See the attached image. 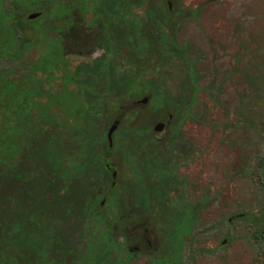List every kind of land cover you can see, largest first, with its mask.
Masks as SVG:
<instances>
[{
  "label": "rangeland",
  "instance_id": "obj_1",
  "mask_svg": "<svg viewBox=\"0 0 264 264\" xmlns=\"http://www.w3.org/2000/svg\"><path fill=\"white\" fill-rule=\"evenodd\" d=\"M59 2L54 31L31 12L25 58L0 59L18 76L61 58L41 78L66 157L29 171L52 234L27 264H264V228L227 220L264 210V0ZM99 197L109 230L87 254Z\"/></svg>",
  "mask_w": 264,
  "mask_h": 264
},
{
  "label": "trees",
  "instance_id": "obj_2",
  "mask_svg": "<svg viewBox=\"0 0 264 264\" xmlns=\"http://www.w3.org/2000/svg\"><path fill=\"white\" fill-rule=\"evenodd\" d=\"M64 9L59 0H0V59L20 62L25 58L35 37L33 23L37 22L27 21V15L45 11L38 21L54 31L51 12ZM47 56L31 64L24 75L0 69V264H27L22 254H36L37 246L48 244L47 237L52 234L50 227L39 222L33 201L40 178L29 172L36 170L34 163H42L45 170L54 168L52 174L57 175L66 157L61 146L65 140L62 116L54 111L65 103L47 92L41 78L50 68L60 70L61 58ZM54 123L58 127H52ZM102 199L99 197L92 208L87 254L96 252L95 237L100 230H109L110 216L100 211Z\"/></svg>",
  "mask_w": 264,
  "mask_h": 264
},
{
  "label": "flooded vegetation",
  "instance_id": "obj_3",
  "mask_svg": "<svg viewBox=\"0 0 264 264\" xmlns=\"http://www.w3.org/2000/svg\"><path fill=\"white\" fill-rule=\"evenodd\" d=\"M113 127L114 126H112L110 131H108V133H107V141L108 142H110L109 134L112 135L113 131L116 129V128L113 129V131L111 132ZM147 141L154 142L155 139H154V137L151 138L150 136L147 135L145 137V139L143 140V143H146ZM146 149H147L146 150L147 159L149 161L148 167H149L150 171L154 174V176L158 177L160 170L155 165V162H152V160H151V158H152V156H153V154L155 152L154 151L155 148L154 147H150V148L147 147ZM260 168H261V179H262V182L264 183V155L261 158ZM109 172L111 173L113 178L116 176L115 172L110 171V170H109ZM227 220H228L229 223H234L235 221H241V222L245 221V222L249 223L250 225L258 226L255 234L260 239H262V231H263V228H264V210H262L259 214H254V215H247V214L233 215V216L228 217ZM115 257H116V260L119 259V254H116ZM192 257H193V255H192Z\"/></svg>",
  "mask_w": 264,
  "mask_h": 264
},
{
  "label": "water",
  "instance_id": "obj_4",
  "mask_svg": "<svg viewBox=\"0 0 264 264\" xmlns=\"http://www.w3.org/2000/svg\"><path fill=\"white\" fill-rule=\"evenodd\" d=\"M39 17V14H31L30 16H29V19H36V18H38ZM117 126V125H116ZM116 126H114L113 128H112V130H111V132L113 131V129H115L116 128ZM109 138H110V141H111V135L109 134Z\"/></svg>",
  "mask_w": 264,
  "mask_h": 264
}]
</instances>
